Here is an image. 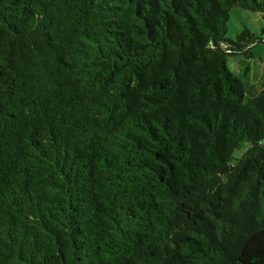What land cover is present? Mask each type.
I'll return each mask as SVG.
<instances>
[{
    "label": "trees",
    "instance_id": "obj_1",
    "mask_svg": "<svg viewBox=\"0 0 264 264\" xmlns=\"http://www.w3.org/2000/svg\"><path fill=\"white\" fill-rule=\"evenodd\" d=\"M233 7L264 19L0 0V264H264V25L228 38Z\"/></svg>",
    "mask_w": 264,
    "mask_h": 264
},
{
    "label": "rangeland",
    "instance_id": "obj_2",
    "mask_svg": "<svg viewBox=\"0 0 264 264\" xmlns=\"http://www.w3.org/2000/svg\"><path fill=\"white\" fill-rule=\"evenodd\" d=\"M264 25V19L256 12L243 10L239 7H233L229 12V20L227 22L226 36L228 38H234L236 33L243 27H247L252 32L260 34L261 27ZM264 35V34H263ZM253 59H248L252 67V73L254 75H261L264 72V45L259 44L252 50ZM244 56H229L228 65L229 67L236 71L238 70L237 60L243 58ZM259 72V73H258ZM256 78H254L255 80ZM257 86L260 85L258 80H255ZM242 151L236 150L234 155L236 157L240 156Z\"/></svg>",
    "mask_w": 264,
    "mask_h": 264
}]
</instances>
